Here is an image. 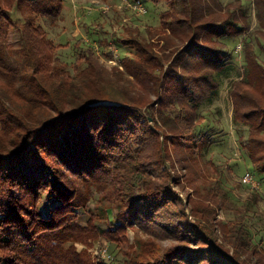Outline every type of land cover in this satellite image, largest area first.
Instances as JSON below:
<instances>
[{
	"label": "trees",
	"instance_id": "16d2710c",
	"mask_svg": "<svg viewBox=\"0 0 264 264\" xmlns=\"http://www.w3.org/2000/svg\"><path fill=\"white\" fill-rule=\"evenodd\" d=\"M139 1L168 7L155 40H139V29L137 39L115 37L130 52L108 69L101 56L112 52L57 56L65 45L55 47L39 21L54 26L63 0H0V264H90L75 242L97 233L119 248L130 230L145 240L123 264H241L245 246L258 252L240 221L220 222L216 235L208 203H220L221 190L195 180L214 142L212 106L232 75V122L247 129L240 145L264 176V0ZM239 37L241 69L227 44ZM179 168L195 188L190 223L172 190Z\"/></svg>",
	"mask_w": 264,
	"mask_h": 264
},
{
	"label": "rangeland",
	"instance_id": "374dc122",
	"mask_svg": "<svg viewBox=\"0 0 264 264\" xmlns=\"http://www.w3.org/2000/svg\"><path fill=\"white\" fill-rule=\"evenodd\" d=\"M228 1L231 0H224V2ZM132 3L133 0H63L61 15L54 26L43 20H40L39 23L44 27L48 38L54 42L55 47L58 44L65 45L56 51L62 61L73 63L76 52L80 48L92 47L99 55H102L103 51L113 53V58L110 61L101 56L105 67L111 69L112 66L117 65L119 57H124L130 52L116 43L114 38L134 39L136 37L134 32L139 29V40L150 37L155 40L156 32L154 33V31L159 26V16L168 8L164 2L153 4L149 1H141L145 13H140L130 8ZM248 4L246 5L247 9L251 7ZM21 14L20 11L15 12L13 19L21 18ZM249 23L250 31L253 33L257 28L253 13L249 17ZM126 25L131 27L129 31L133 33L126 30ZM148 28H153L152 36L147 32ZM242 39L244 38L239 37L234 41H227L230 49H234V61L237 69L243 67ZM259 39L264 43V37ZM103 40H107L108 44L105 45ZM15 42L16 35L10 31L8 43L14 45ZM100 42L103 44L100 45ZM251 45L260 54L256 35L253 36ZM260 57L262 58V55ZM129 79L132 80V77ZM235 79H237L236 75H232L224 80L218 98L212 106L217 114L213 118L215 123L214 142L208 147L202 158H199L196 171L200 179L195 180V185L199 184L202 189L214 187L221 190L217 198L220 203L213 200L208 203L210 208L215 210L212 229L216 235L220 236V231L215 226L220 222L237 220L245 224L249 230L252 244L257 245L258 252L252 251L251 245L250 247L245 246L243 252L238 253L239 262L241 264H264V176L254 171L246 151L240 145L239 136L245 138L247 129L232 122V106L228 93L231 82ZM198 151L195 150V153L198 154ZM246 173L252 175L253 184L241 183V179ZM175 175L178 176L175 180H178L180 184L176 186L171 181V185L172 190L182 202L179 209L187 215V220L183 219V221L193 222L195 217H192L191 210L192 200L196 197L195 188L187 181L188 174L183 169L179 168ZM189 178L195 179L193 176H189ZM202 192L199 193L206 197L207 193ZM89 207L90 211L81 213L78 219L82 226L87 225L90 214L94 211L93 205ZM103 220L105 221V219ZM103 223L101 221L97 225L102 226ZM96 235L88 237L87 242H75L73 245L77 253H82L86 262L90 264H96L97 261L123 264L129 253L140 252L139 246L145 240L143 234L130 230L126 234L127 242L122 241L119 248H116L114 244L108 243L99 234L96 233ZM218 243H222V241L218 240ZM225 244L227 246L225 248L232 255V247L228 243ZM171 245L169 241L162 242L163 248H168ZM188 245L190 249H197L193 244ZM204 248H208V246ZM0 253L3 252L0 251Z\"/></svg>",
	"mask_w": 264,
	"mask_h": 264
},
{
	"label": "built area",
	"instance_id": "2783aa9c",
	"mask_svg": "<svg viewBox=\"0 0 264 264\" xmlns=\"http://www.w3.org/2000/svg\"><path fill=\"white\" fill-rule=\"evenodd\" d=\"M130 8H132L133 10H136V11H138V12H140V13H141V12H142V13H145V9L143 8V6H142V4H141V2H140L139 0L133 2V3L131 4ZM252 180H253L252 175H251L250 173H246V174L242 177V179H241V183H242V184H245V185H247V184H253V183H252Z\"/></svg>",
	"mask_w": 264,
	"mask_h": 264
}]
</instances>
